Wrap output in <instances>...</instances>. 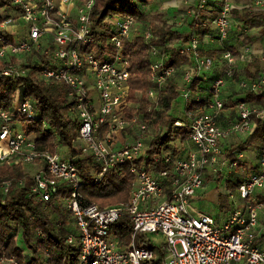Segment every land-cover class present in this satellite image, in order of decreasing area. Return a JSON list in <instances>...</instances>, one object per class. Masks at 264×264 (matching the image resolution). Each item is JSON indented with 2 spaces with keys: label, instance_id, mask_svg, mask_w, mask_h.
Returning a JSON list of instances; mask_svg holds the SVG:
<instances>
[{
  "label": "built area",
  "instance_id": "obj_1",
  "mask_svg": "<svg viewBox=\"0 0 264 264\" xmlns=\"http://www.w3.org/2000/svg\"><path fill=\"white\" fill-rule=\"evenodd\" d=\"M94 2L7 0V14L0 15V77L17 85L12 104L8 108L0 105V163L41 164L31 174L34 184L29 192L39 200H53L66 190L64 204L74 228L65 239L78 246L80 264H150L157 252L136 247V233L162 237L161 264H264V249L256 243L264 220V199L257 197L264 190V140L252 149L256 150L257 170L241 178L235 191L225 188L229 202L218 212L221 223L193 206L207 172L220 178L223 172L248 161L247 150L233 149L231 156L226 154L233 143L230 139L242 143L256 130L257 120L264 122V105L244 99L249 93L264 96V73L245 75L254 58L264 63V46L257 50L245 43L234 55L229 49L234 45L228 43L236 26L231 14L234 0H192L187 9L177 12L179 22L190 19L188 24L193 23L208 6L215 13L201 21L205 29H191L188 42H178L177 52L186 63L179 67L168 64L171 52L161 50L150 26L139 24L132 15L106 18L112 50L97 56L89 49L95 42L90 18ZM244 7L248 13L264 9V0H246ZM242 31L245 29L240 28L239 36ZM136 35L148 47V76L155 84L144 92L146 112L158 110L159 94L166 87L174 88L184 118L175 119L170 128L173 132L186 130L193 146L183 157L172 156L168 149L161 157H153L171 162L168 168L152 170L145 165L152 138L165 135L170 128L149 123L139 101L129 98L130 72L122 41ZM210 48L221 50L218 58L208 54ZM215 68L218 74L208 80L206 74ZM31 73L44 84L66 87L71 101L68 118L79 123L73 138L80 147L79 155L36 150L33 138L17 128L21 118H40L36 104L22 97L24 80ZM230 84L232 90L227 93ZM142 94L137 90L135 97ZM190 103L192 108L186 109ZM224 111L232 118L221 120ZM81 156L97 165L96 182L107 170L128 165L134 175L129 199L104 208L87 201L79 191L81 177L75 164ZM9 185L7 181L1 184L3 195ZM124 216L131 220L132 231L129 244L121 246L110 226ZM23 252L30 253L26 247ZM0 260L19 264L13 257Z\"/></svg>",
  "mask_w": 264,
  "mask_h": 264
},
{
  "label": "trees",
  "instance_id": "obj_2",
  "mask_svg": "<svg viewBox=\"0 0 264 264\" xmlns=\"http://www.w3.org/2000/svg\"><path fill=\"white\" fill-rule=\"evenodd\" d=\"M150 1L95 0L90 14L95 42L89 49L94 50L97 56H100L104 50L111 51L112 32L106 18L113 15H132L139 24L150 26L156 38L154 43L161 50L171 52L168 64L179 67L186 63L188 60L178 54L176 47L167 46V43L175 38H180L182 44L187 43L189 33L183 34L173 30L160 16L149 17L142 10V6ZM212 4H216V2ZM3 8L7 10V0H0V9ZM238 13L239 10L234 8L231 11L232 16H237L243 21L240 28L245 29L241 34H244L243 41L246 44L250 42L248 34L250 29L260 27V34H264V9L255 8L252 13H248L244 7L242 15L240 16ZM229 49L234 55H238L236 49L231 47ZM122 52L128 59L130 72L129 98L132 101H139L140 111L144 113L149 123L167 125L170 128L173 121L178 118L177 110L182 111L179 104L175 102L178 92L170 86L166 87L158 97L160 108L147 113L148 102L144 92L155 86L148 76L151 62L148 47L142 38L136 35L122 41ZM220 53L221 50L218 48L208 50V54L214 57ZM260 63L257 57L254 58L245 70V75L247 77L258 75ZM24 84L22 97L29 98L36 104L40 118L32 120L21 118L16 122V126L19 125L20 129L17 128L33 138L36 150L55 153L62 148L75 156L79 155L80 147L79 145L75 146L73 141L78 133L79 123L67 118L71 101L67 98L66 87L59 83L44 84L33 73L24 80ZM16 85V81L0 77V105L2 107L8 108L12 104ZM192 88L195 86L193 85ZM137 90L143 92L139 98L135 97ZM244 99L252 104L264 105V96L260 94L249 93L245 95ZM192 105L193 103H190L186 109L192 108ZM179 135L182 139H186L188 133L186 130L179 129L176 134L170 128L165 135H155L152 138L145 162L147 169L170 167L171 162L166 163L162 159L155 161L153 157H161L162 151ZM263 140L264 122L257 120V128L254 133L242 143L233 142L228 148L226 156H231L230 150L243 151L256 144L259 145ZM75 164L81 177L79 191L87 201L94 202L100 208H104L129 199L134 175L130 173L128 165H120L107 170L96 182L94 178L99 169L90 157H78ZM5 181L10 185L6 194L3 195L1 184ZM20 181L22 184H19ZM237 182L229 183L228 187L236 188ZM33 184L32 175L23 170L22 163H0V256L13 257L19 264H80L78 246L67 243L65 239L71 229L69 227L71 220L73 221L70 211L64 204L66 190L60 191L53 200L43 201L35 195H29ZM220 198L222 196H219L221 203ZM3 199L4 202H2ZM220 208L223 210L224 205L221 204ZM131 231L132 222L127 216L121 217L110 226L111 234L119 238L121 246L129 244ZM133 242L136 247H147L157 252L150 264L162 263L163 249L154 245L144 234L136 233ZM23 247L30 251L28 255L24 254Z\"/></svg>",
  "mask_w": 264,
  "mask_h": 264
},
{
  "label": "crops",
  "instance_id": "obj_3",
  "mask_svg": "<svg viewBox=\"0 0 264 264\" xmlns=\"http://www.w3.org/2000/svg\"><path fill=\"white\" fill-rule=\"evenodd\" d=\"M190 1H192V0H151L148 4L145 5L146 6L145 11H146V14L148 12L149 14L160 16V18L162 20H164L168 25H170L173 30H177L183 34H188V33H190L191 29H195V30L202 29V28L205 29L206 27H202L201 21H203V22L207 21L215 13V10L211 6H208L207 9H205L201 12L200 17L198 19H196L193 23L188 24V21H190V19H187V22H184V21L179 22V20L177 18V12L187 9L188 5L190 4L189 3ZM234 2H235L234 3V9L239 10L238 14L241 16L242 15V8H244L246 0H234ZM233 18L235 20L236 26L234 27V30L232 31L230 37L228 38V43L234 45L233 48L236 49L238 52L240 50L241 46L243 44H245V42L243 41V35L244 34H241L240 36L238 35V31L240 30V27H241L243 21L241 18H237V16H234V15H233ZM259 28L260 27L252 28L248 31L249 40H250L249 44L252 45L253 48H255L257 50H260L264 46V41L262 39V34H260V32H259ZM175 39L177 41L175 42L174 45L171 44L170 42H168V45L176 47L178 42H181V39L180 38H175ZM219 55H217V56L219 57ZM217 56H215V57H217ZM260 73H264V63H260V72L258 74H260ZM216 74H218L217 68H215L211 73L206 74V78L209 80V78H211V76H214ZM205 84H206V82H205ZM231 90H232V84H230L227 87V93L230 92ZM224 115L225 114L220 115V119L223 121H224ZM256 146H258V145L256 144L255 146H251V147L247 148L246 150L249 152V150H252ZM248 152H246V154L248 155L247 156L248 158L246 160H248V161H246V162L243 161V162L239 163L240 167L236 169L239 171L241 177H239V178L234 177V176L222 177V180L211 181L208 184H207L206 180H204L205 181L204 187L201 190H199V192H198L199 198H197V200L198 199L200 200L199 206H198L199 209L206 212L202 208V205H201L202 200L201 199L204 200V199L208 198L212 203L215 204V205H212L213 206V212L209 213V214L217 217L218 222H220V223H221L222 218H221V215H218V212H222L227 207L228 202H229V197L227 196L226 201L224 203H220L219 202V196H225V195H222V194H225V192H226L225 188H228V189L235 191V188L228 187L229 183L234 184L237 181H239L241 178L251 174L250 170L247 171V168L249 169L250 166H252V168H253L254 161H252L253 158H249L250 155L248 154ZM68 153L69 152H67L66 155ZM251 155L254 156V154H251ZM35 164L40 165L39 163H35ZM27 165L33 167V169H34L33 171L36 170V166L34 164H27ZM255 169L256 168L254 166V170ZM254 170H252V173L254 172ZM242 171H244V174ZM209 175H210V172H207L205 178ZM221 186H223V187L221 188ZM208 187H209V189H208ZM257 197H258V199H264V192L258 191ZM221 204L224 205L223 210L220 208ZM145 236L150 239V235H145ZM154 236H158V237L162 238L159 235H154ZM162 241H163V239H162ZM256 243L259 247L264 249V220H261V222H260V227L258 229ZM154 245H156V244H154ZM156 246L161 247L162 245L160 243V244H157Z\"/></svg>",
  "mask_w": 264,
  "mask_h": 264
},
{
  "label": "rangeland",
  "instance_id": "obj_4",
  "mask_svg": "<svg viewBox=\"0 0 264 264\" xmlns=\"http://www.w3.org/2000/svg\"><path fill=\"white\" fill-rule=\"evenodd\" d=\"M5 14H7V11L6 10H4V9H1L0 10V15L1 16H4ZM147 14H148V16L150 17V16H156V15H152V14H149L148 12H147ZM153 19H155V18H153ZM159 20H157V22H158ZM149 22V21H148ZM159 23V22H158ZM177 40L176 39H171V40H169L168 42H170L171 44H175V42H176ZM19 59H22V58H19ZM27 58H24L22 61H24V60H26ZM227 89V88H226ZM225 89V91H227ZM175 102H177V103H179L180 105H181V101H180V97H177L176 99H175ZM179 108V107H178ZM223 114H225L224 115V119L225 118H232V115H231V113L229 114V112H227V111H224L223 113H222V115ZM177 116H178V118H184V114L182 113V111H180V109H178L177 110ZM229 116V117H228ZM69 116H68V113H67V118H68ZM69 119V118H68ZM17 127L19 128V125H17ZM20 129V128H19ZM179 131V130H178ZM178 131H175V133L176 134H178ZM235 140H233V139H230V142H234ZM75 144V146H78V143L77 142H75L74 143ZM193 146H192V144L188 141V139L186 138V139H182L181 138V136L179 135L176 139H175V141L174 142H172V143H170V145L168 146V147H166L164 150H166V149H168V152L172 155V156H174V157H183L184 155H185V153H186V151L188 150V149H190V148H192ZM163 150V151H164ZM167 151V150H166ZM67 152H69V151H65L64 149H62V148H60L59 149V151H58V153L59 154H61V155H66V153ZM246 152H248V151H246ZM252 152V153H251ZM255 152V153H254ZM70 153V152H69ZM254 154V156L253 155H251V154ZM248 154L250 155L249 156V158H253V160L252 161H254V165H253V168H252V166H250V168L248 169L247 168V171L248 170H250V173H252V170H254V166H255V170H254V172L257 170V162H255L256 161V150H249V152H248ZM82 157H86V156H82ZM145 162H146V160H145ZM29 164H34L35 166H36V170L35 171H33L34 169H33V167H31V166H28L27 164H23V170L25 171V172H28L29 174H32V173H34V172H36L40 167H41V164L40 165H36L35 163H29ZM240 166H238L237 168H239ZM237 168H235V169H231L230 170V172H223L222 174H220L221 176H220V178H214L213 177V175L212 174H210L209 176H207L206 178H205V180H206V182H207V184L208 183H210L211 181H220V180H222V177H232V176H234V177H237V178H239V177H241V175H240V173H239V171L238 170H236ZM152 170H156V169H152ZM243 172V174H244V171H242ZM241 172V173H242ZM242 174V175H243ZM210 187V186H209ZM209 187H208V189H209ZM223 186H221V188H222ZM261 191H263L264 192V190H261ZM222 195H225V196H222V198H220V201H221V203H224L225 201H226V198H227V194L225 193V194H222ZM202 201H201V205H202V208L206 211V212H208V213H212L213 212V206L212 205H215L214 203H212L208 198H206V199H201ZM199 199L198 200H194L193 201V206L194 207H197L198 209H199ZM201 210V209H200ZM73 221L71 220V223H70V225H69V227L71 228V229H73L74 228V222L72 223ZM150 239H151V241H152V243L153 244H162V238H160V237H158V236H154V235H150ZM23 248H25V247H23ZM27 251V250H26ZM25 251V252H26ZM0 259H1V256H0ZM0 264H7V262L6 261H4V262H1V260H0Z\"/></svg>",
  "mask_w": 264,
  "mask_h": 264
}]
</instances>
